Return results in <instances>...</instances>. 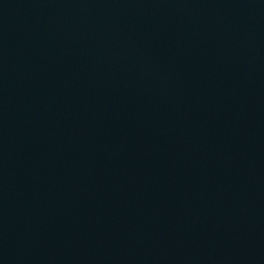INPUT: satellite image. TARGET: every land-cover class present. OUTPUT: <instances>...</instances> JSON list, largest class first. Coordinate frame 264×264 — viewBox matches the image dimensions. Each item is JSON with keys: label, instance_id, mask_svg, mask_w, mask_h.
<instances>
[{"label": "water", "instance_id": "1", "mask_svg": "<svg viewBox=\"0 0 264 264\" xmlns=\"http://www.w3.org/2000/svg\"><path fill=\"white\" fill-rule=\"evenodd\" d=\"M0 264H264V0H0Z\"/></svg>", "mask_w": 264, "mask_h": 264}]
</instances>
